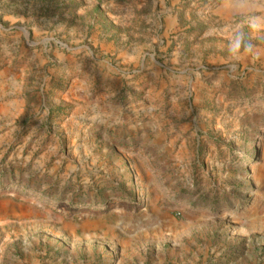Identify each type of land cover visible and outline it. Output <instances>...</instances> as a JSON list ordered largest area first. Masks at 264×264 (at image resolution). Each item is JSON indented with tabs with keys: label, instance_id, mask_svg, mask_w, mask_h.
Returning a JSON list of instances; mask_svg holds the SVG:
<instances>
[{
	"label": "rangeland",
	"instance_id": "374dc122",
	"mask_svg": "<svg viewBox=\"0 0 264 264\" xmlns=\"http://www.w3.org/2000/svg\"><path fill=\"white\" fill-rule=\"evenodd\" d=\"M0 264H264V0H0Z\"/></svg>",
	"mask_w": 264,
	"mask_h": 264
}]
</instances>
